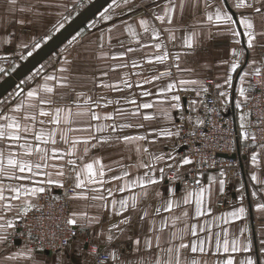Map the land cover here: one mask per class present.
Returning <instances> with one entry per match:
<instances>
[{
    "label": "crops",
    "instance_id": "1",
    "mask_svg": "<svg viewBox=\"0 0 264 264\" xmlns=\"http://www.w3.org/2000/svg\"><path fill=\"white\" fill-rule=\"evenodd\" d=\"M82 1L86 0H16L13 5L10 0H0V68H5V58L8 56L25 51L31 45L44 40L48 36V27L57 23L58 20L63 21L64 10L77 8ZM235 2L236 0H172L175 12L171 24L167 21L160 22L154 16V11L162 14L161 8L157 5L167 7L168 0H155V3L153 0H132L127 5L120 2V7L109 9L110 2L103 9H109V14L108 11L104 14L110 15L111 19H103L102 24L90 29V32H76L57 51L39 64L38 69L33 70L35 73L40 69V80L30 82L27 86L28 91L41 88L45 83L44 77L50 74L68 77L69 86L56 87L51 97L54 104L43 107L48 109L71 105L73 113L78 110L84 112L85 114L80 116L74 114L71 125L61 124L60 127L87 129L69 132L70 138L95 135L97 139L91 140L88 144L79 143L76 146L75 157L65 156L62 160L50 159L47 162L49 166L39 169L38 174L30 181L0 179L5 185L25 184L29 187L34 181H43L45 183L39 186L45 187L52 194H58L62 188L69 185L75 187L76 173L83 164L98 159L104 165L105 176L102 179L105 183L89 185L85 189L75 187L76 192L70 196V208L71 219L76 220L74 225L78 228V233L63 253L36 252L32 256L25 247H9L8 242L16 229L15 226L14 229L0 230V235L8 236L7 241L0 242V264H96V255L92 251L96 248L118 253L119 259L108 264H155L158 258L164 257L160 248L178 245L181 242L189 246L199 245L202 240L210 250L206 254H201L183 249L180 257L182 264L183 261H190L193 257L201 264L204 262L216 264L217 261H223L229 257L234 260V264H242V261L247 258L255 259L256 264H264V245L261 243L264 241V209L257 207L258 204L264 203V142L251 143L247 139L242 140V144L247 147L242 161L224 170L205 172L199 177L201 186L196 190H185L178 181L166 179L167 172L172 168L180 176H184L191 167V164L181 166L183 160L180 153L182 126L178 122V110L190 106L193 115L188 120L198 125L196 121L203 118L198 99L203 92L202 88H210L222 109L229 112L234 107L237 111L246 103L250 93L248 75L244 76L243 81L240 77L245 71L249 73L256 68L264 67V34H262L264 33V12L255 13L253 8L236 9L233 6ZM217 8L229 12L236 21L235 25H225L223 22L215 21ZM116 9L119 11L114 12ZM209 14L214 17L212 22L207 20ZM141 18L149 21V31L145 32L143 26L140 25ZM242 18L251 19L254 24L253 31L256 38L252 49L247 46L246 30L240 23ZM129 25L136 35L129 32ZM153 29L159 32L158 38L153 35ZM230 29L240 34L233 35ZM189 38L192 40L191 48L186 45ZM157 43L161 44V48L155 47ZM129 48L134 51H127ZM233 50L241 55L234 56ZM163 52H167L168 60L163 63L157 62L155 56ZM55 56L56 64H49ZM65 58L70 61L67 64L68 71L60 73L57 69L64 66ZM149 59L152 60L151 63ZM237 60L239 67L235 72H231V63ZM252 61L256 63L253 64ZM176 64H179V69H190L191 71H181L177 69ZM169 72L170 75H162ZM2 73L3 71L0 75ZM156 76L160 79H154ZM229 77L230 83H225ZM181 79L198 80L200 84L186 86L177 84L178 90L161 92L169 83ZM125 81L131 87H125ZM145 81L150 82L145 83ZM23 83L19 81L6 96L1 98L0 114H13L11 110L28 92L26 90L20 96H16L17 89ZM105 85H117L119 90ZM184 88L188 90L185 91ZM241 88L245 90V96L240 95ZM145 91L151 94L145 96L143 95ZM221 93L226 95H221ZM78 94L83 95L78 98ZM173 95H179L180 100L172 101L171 96ZM89 97L90 101H88ZM133 100L135 104L131 103ZM74 102L79 103L80 109L76 108ZM96 102L100 104V107H96ZM146 102L152 103L153 107L138 108ZM173 104H179L180 107L173 108ZM227 106L230 108L226 109ZM88 109L102 117L110 114L113 119L92 120ZM137 110L139 115H134L133 113ZM165 112L168 115H164ZM16 115L21 118L22 123L29 127H32L34 123L36 130L42 127L51 130L54 127L51 124L41 125L39 123V120H49L51 117L37 116V121L32 122L22 119L24 112L16 113ZM145 115L153 118L145 119ZM98 125L131 126L122 129L117 127L115 131L111 127H106L104 132H96L95 127ZM177 128L180 129L179 137L157 135L160 130L168 129L175 132ZM27 135L30 143H36L32 134ZM124 136H146L147 139L125 142ZM102 138H108V142H103ZM56 140L55 145L49 144L47 147L50 149L55 147L65 152L70 149L71 145L65 144L59 133ZM98 140L101 142L98 143ZM94 144L96 147H92ZM7 147V141L0 142V148L7 149ZM86 148L88 151L85 153ZM12 150L22 152L19 148ZM169 154L175 159H168ZM254 154L258 157L256 164L251 161ZM159 155H164L165 159L157 161L155 157ZM28 158L34 162L38 159L35 154ZM69 159H76L75 170H73V165L67 162ZM142 165H151V168ZM160 168H164V173L159 183L148 185L146 189L136 187L130 191L117 190L122 187L124 181L137 177L146 179L147 175L154 174L159 179ZM61 170L64 175L57 176L56 173ZM125 171L129 173L128 176H124ZM252 175H256L258 179L252 180ZM114 176H122L123 181L112 180L111 177ZM49 179L59 180L63 187L55 183H46ZM221 180L223 185L220 183ZM91 188H98L99 192L89 190ZM201 188L206 189L205 205L211 211L204 216L197 217L195 215L196 197L193 196L192 203L187 205L182 201L188 193L198 192ZM107 189H112V192L109 193ZM81 191L87 193V199L75 198V194ZM145 191L146 195L143 194ZM97 194H102L106 199L93 200L92 196ZM132 195L138 198L135 209L129 207L122 215L113 211L112 201L127 199ZM40 196L41 194L30 198L34 206L38 203ZM170 198L178 202L179 206L174 207L171 212H166L161 206ZM220 202H223V205H219ZM13 203L20 204L19 201ZM105 204L107 207L104 206ZM241 206L246 209L244 217L237 220L230 219L227 224L220 219L225 213ZM158 208H160L159 214L156 212ZM145 211L148 215L141 219ZM185 211L188 213L187 217L183 216ZM73 213L76 215L73 216ZM0 214H3L6 220H13L16 225L18 221L15 219L16 209L6 213L0 210ZM125 217L131 219L126 223H120ZM169 217H180L175 222V227H168L163 231L151 230L153 223L159 228L162 219ZM117 224L119 229L112 227ZM179 229H186L183 241L179 239L173 241L171 234ZM193 229L195 234H193ZM225 231L230 247L233 239H239L240 251L236 253H224L222 250L219 253L215 252L214 244L217 234L222 242L225 238ZM109 235L113 237L110 242L107 239ZM157 237H159V248ZM208 237L212 238L210 242ZM146 239L152 240L151 248L145 246ZM136 240L140 241L139 245L135 243ZM249 242L251 249L245 251L244 248ZM13 255L17 258L9 259Z\"/></svg>",
    "mask_w": 264,
    "mask_h": 264
},
{
    "label": "snow or ice",
    "instance_id": "2",
    "mask_svg": "<svg viewBox=\"0 0 264 264\" xmlns=\"http://www.w3.org/2000/svg\"><path fill=\"white\" fill-rule=\"evenodd\" d=\"M132 0H123L124 5H127L131 3ZM155 3V0H153ZM11 4H15L16 0H10ZM120 0H111V3L109 4V9L112 8H118L120 7ZM236 9H242V8H253L255 13H261L264 12V0H236L235 4L233 5ZM157 7L161 8L162 14L155 13L154 11V16L155 19L160 21V22H165L171 24L172 19H173V13L175 12V6L172 3V0H168V6L164 7L161 5H157ZM109 9H106L105 12H107ZM104 19H111L112 17L110 15H105L104 13L101 14ZM214 19L212 14H209L207 16V20L209 22H212ZM215 21L217 22H223L225 25H235L236 21L233 20L232 15L227 12L226 10H221L220 8H217L215 11ZM23 23V21H21ZM139 23L141 26H143L144 31L147 32L149 31V21L147 19L141 18L139 20ZM240 23L244 26L245 34L248 37L247 40V46L249 49H252L254 47L253 41L256 38V34L253 31L254 29V24L251 19L248 18H242L240 20ZM64 25L61 22L58 25V28H62ZM129 32L132 33V35H136L135 31L132 29V27L129 25L128 28ZM233 31V35L238 36L240 33L234 29H230ZM153 35L155 37H159V32L156 31L155 29L152 30ZM264 34V33H262ZM174 38V37H173ZM187 47L191 48L192 47V40L189 38V40L186 42ZM26 47L27 45H23ZM35 47H40L39 43L35 45ZM157 49L161 48V44L157 43L155 45ZM127 51L131 52L134 51V49L129 48ZM31 54V53H29ZM233 55L234 56H239L241 53H237L235 50H233ZM168 54L167 52H163L162 54L156 55L155 60L157 62L163 63L168 60ZM176 59L178 60L179 57L177 56ZM152 60L149 59V63H151ZM70 61L65 58L64 66L60 67L57 69L58 72L60 73H65L68 71L67 64H69ZM251 63L255 64L256 61H252ZM123 66V65H122ZM133 66L135 67V62L133 63ZM177 69H179V64L175 65ZM239 67V62L233 61L230 66V71L235 72L236 69ZM181 71H191L190 69H179ZM4 71L3 68H0V72ZM255 75L259 76L261 74V69L256 68L254 70ZM106 75V73H105ZM162 75H170L169 73H165ZM249 75L247 71L244 72L243 76L240 77L241 81H243L244 76ZM154 79H160L159 76L154 77ZM45 83L41 88L38 89H33L29 90L26 95L24 96L23 99H21L11 110L13 114H0V142L7 141L8 142V147L7 149L0 148V178H7L9 180H17V181H26V180H32L34 176L38 174V170L41 168H47L48 161L51 160H62L64 159L65 156H70V157H75L76 154V146L83 142L85 144L90 143L91 140L97 139L95 135H90L85 138H70L68 133L72 131H83L87 129H73L71 127L67 128H61L60 125H71L73 123L72 117L75 114L76 116H80L85 114L82 111H76L73 113V108L71 105L68 106H56V107H50L46 109L43 107L44 105L51 106L54 104V101L52 100V95L55 93L56 87H66L69 86L70 81L68 77L66 76H56V75H48L44 77ZM150 81H145V83H148ZM125 87H131L130 84H128L126 81ZM225 83H230V77L228 80L225 81ZM177 84L180 86H186V85H199L200 82L198 80L194 79H181L177 82H172L169 83L165 89H162L161 92H171L173 90H178L177 89ZM106 87H113L118 89L117 85H105ZM217 87H220V85H217ZM185 91H187V88H184ZM194 90V89H193ZM23 90H20L16 93V96H20L21 92ZM202 91H207L206 88H202ZM151 93L145 91L143 95L148 96ZM199 95V93H197ZM83 94H78L81 96ZM221 95H226L225 93H221ZM240 95L245 96V90L241 88L240 90ZM90 97L88 98V101H90ZM172 101H179L180 96L179 95H173L171 96ZM76 103V102H74ZM131 103L135 104V100L131 101ZM195 103V102H192ZM238 107L240 106L239 104L237 105ZM96 107H100V104L96 102ZM153 107L152 103H143L142 105H139L138 108H143V109H150ZM173 108L180 107L179 104H173ZM76 108L80 109L79 103H76ZM90 113L91 119L92 120H111L113 117L110 114H106L103 117L94 112L91 111L90 109L87 110ZM120 111V110H117ZM24 112L25 115L22 117L23 120L27 121H32L36 122L37 121V116L40 117H51L49 120H39V123L41 125L45 124H51L54 127L51 130L45 129V128H40L39 130L35 129V124L33 123L32 127H29L28 125L22 123L21 118L16 115V113H21ZM134 115H139V111L137 110L136 113H133ZM164 115H168L167 112L164 113ZM145 119H152L153 117L150 115H145ZM191 119V118H189ZM244 117L241 116V120H243ZM204 121L202 120H197L196 124L202 125ZM131 125H107V126H96L95 131L96 132H104L106 130V127H111L113 131L116 130L117 127L119 128H124V127H130ZM140 127H143V125H140ZM243 127V125H242ZM59 133L60 138L63 140L65 144H70L71 147L70 149L65 152L61 149H57L55 147H52L51 149L47 147V145H55L57 143L56 136ZM27 134H32L33 139L36 143H30L28 139ZM158 136H166V137H179L180 136V129L177 128L175 132L168 130V129H163L160 130L157 133ZM192 135H195V132L192 133ZM248 134L244 133V139H248ZM117 139H120L117 137ZM147 139L146 136H138V137H132V136H124L123 140L125 142H130L134 140H144ZM252 139L254 140L255 137L253 136ZM103 142H108V138H102ZM101 140H98V143H100ZM43 145V146H42ZM92 147H96V145H92ZM14 148H19L22 150V152H15L12 149ZM88 151V149H85V153ZM146 151V149H145ZM33 154H35L38 159L37 161H32L28 157H31ZM155 159L157 161L164 160L165 156L164 155H159L156 156ZM168 159H175V157H172L170 154L168 156ZM258 160V157L256 154L252 155L251 161L253 164H256ZM69 164L73 165V170L76 168V159H69L67 161ZM192 160L189 157H184L183 160L181 161V166L182 165H188L191 164ZM143 167L146 168H151V165H142ZM169 167H172V165H168ZM55 167V166H54ZM111 170V169H109ZM159 172L161 173L159 179H157L154 174L152 175H147V178L145 179L144 177H137L135 179H132L130 181H124L122 187H119L117 190L118 191H130L133 188L140 187L141 189H146L148 185H153L157 184L160 182V180L163 179V173H164V168H160ZM25 173L29 175H24ZM57 176H63L64 172L58 171L56 173ZM129 173L125 171L124 176H128ZM105 176L104 172V165L100 160H93L91 162L83 164L82 167H80L79 172L76 173V180L77 183L75 187L77 189H85L89 185H103L105 181L102 179V177ZM83 177V178H82ZM112 180H122V176H114L111 177ZM252 180H257L256 175H252L251 177ZM45 182L43 181H34L33 185L29 187L28 185L25 184H19V185H12V184H7L5 185L3 183V180L0 179V210L2 212H10L13 211V209H16V217L15 219H22L23 216H26L29 211L32 210L33 207H35L31 203V199L33 197L38 196L39 194L45 192V187L39 186ZM48 184H57L60 187H63V184L59 180H52L49 179L46 181ZM221 185H223V181H220ZM93 192H99L98 188H91L89 189ZM109 193L112 192V189H107ZM206 189L201 188L198 192H190L188 193L184 198L182 203L187 205L192 203V198L193 196L196 197L195 199V215L197 217L204 216L207 213H210L211 209L206 207L205 205V199H204V194H205ZM7 193V194H6ZM146 195V191L143 193ZM255 195V193H253ZM159 195V194H158ZM75 198H80V199H87V193L85 191H81L75 194ZM93 200H105L106 198L102 194H97L92 196ZM137 196L132 195L130 198L127 199H120L119 201H112V209L114 212L117 214L122 215L123 212L127 211L129 207L135 209L136 203H137ZM243 199V197H241ZM19 201L20 204L16 205L13 202ZM131 201V204H130ZM107 207V204L104 205ZM179 203L172 200L171 198L165 201V203L161 206L164 211L166 212H171L174 207H178ZM258 209H264V203L258 204ZM157 214L160 212V208L156 209ZM246 213V209L244 207H239L238 209H235L233 211H230L228 213H225L224 216L220 219L223 220L225 224L229 222V220H237L242 217H244ZM76 214L73 213V216ZM86 215V214H85ZM148 213L145 211L143 213V216L141 219L146 217ZM184 217L188 216L187 211L183 213ZM130 217H125L120 221V223H126L130 220ZM180 217H169L166 219H162L161 225L159 228L156 227V225L153 223L151 225V230L152 231H163L164 229L168 227H175V222L178 221ZM0 221H3V223H0V230H7V229H14L15 224L13 220H6L5 216L3 214H0ZM214 223L216 222L215 220L213 221ZM69 224H75L76 220L75 219H70L68 221ZM113 228L119 229V225H113ZM186 229H179L177 231L172 232V240L179 239L183 241L184 238V233ZM193 234H195V230L193 229ZM8 236L7 235H0V242L7 241ZM109 242L113 239L111 235L107 237ZM211 237H208V241H211ZM135 243L137 245L140 244L139 240H136ZM262 245H264V241H261ZM145 246L147 248L152 247V240L151 239H146L145 241ZM157 247L159 248V237H157ZM183 249H189L191 253H201V254H206L207 251H209V247L206 246L205 241H200L199 245L197 244H192L189 246V244H185L183 242L179 243L178 245H173L169 246L167 248H160V251L164 253V257L158 258L155 261V264H182L181 261V253ZM214 249L216 253L221 252V250L224 253H236L240 251V241L239 239H233L231 241V247L229 243V239L227 238V232L225 231V238L221 242L219 239V234H217V239L214 244ZM251 249V244L250 242L245 246L244 250L249 251ZM113 259L116 258L115 253L110 254ZM16 255H13L9 257V259H16ZM30 258V256H29ZM183 264H201V262L193 257L190 261H183ZM206 264V262H204ZM216 264H234V260L229 257L226 260L223 261H217ZM242 264H256V260L252 258H247L244 261H242Z\"/></svg>",
    "mask_w": 264,
    "mask_h": 264
},
{
    "label": "built area",
    "instance_id": "3",
    "mask_svg": "<svg viewBox=\"0 0 264 264\" xmlns=\"http://www.w3.org/2000/svg\"><path fill=\"white\" fill-rule=\"evenodd\" d=\"M260 69L259 76L254 71L251 73L248 100L234 115L221 108L210 88H206L207 91H203L198 99L204 121L202 125L189 122V117L193 115L190 106L178 110L177 118L182 126L180 153L183 158H191L192 163L184 176H180L174 168L170 169L166 174L168 181H178L185 190H196L201 186L199 177L205 172L238 165L247 149L242 144L244 133L248 134V142H264V67ZM193 132L195 135H192ZM223 154L228 157H222ZM75 192L76 188L70 185L58 194L48 190L43 192L35 207L18 220L8 245L22 246L32 252L63 253L78 233V228L68 223L71 219L70 196ZM92 251L96 255V264H108L119 259L117 252L97 248ZM111 253H115V259Z\"/></svg>",
    "mask_w": 264,
    "mask_h": 264
},
{
    "label": "water",
    "instance_id": "4",
    "mask_svg": "<svg viewBox=\"0 0 264 264\" xmlns=\"http://www.w3.org/2000/svg\"><path fill=\"white\" fill-rule=\"evenodd\" d=\"M111 0H94L91 2L78 16L73 18L61 30H59L46 44L37 50L30 58L21 64L12 74L8 75L0 82V99L11 91L19 81L31 73L41 62L49 55L57 51L66 41H68L78 30L84 26L89 20L96 16ZM235 110L228 114L234 115ZM222 157H228L223 154ZM235 158L234 155L231 156ZM242 161V159H239ZM50 253V252H46Z\"/></svg>",
    "mask_w": 264,
    "mask_h": 264
},
{
    "label": "rangeland",
    "instance_id": "5",
    "mask_svg": "<svg viewBox=\"0 0 264 264\" xmlns=\"http://www.w3.org/2000/svg\"><path fill=\"white\" fill-rule=\"evenodd\" d=\"M94 0H86V1H82L80 3L79 6H77V8H72V9H67V10H64V18L62 17V20L61 21L63 23V25L65 26L66 24H68L73 18H75L76 16H78L91 2H93ZM120 2H123V0H120ZM119 9H116L114 12H118ZM105 10L102 9L92 20H90L87 24H85L84 26H82L78 32H88L90 29H94L96 27H98L97 25L99 24H102L103 22V17H102V13H104ZM108 14H109V10H108ZM59 22V20L57 21V23L51 25L48 27V36L38 42L40 47H35V45H31V47L33 48H27L25 51H20L12 56H8L7 58H5V68H4V71L3 73L0 75V82L5 79L8 75L12 74L19 66H21V64L23 62H25L28 58H30L37 50H39L44 44H46L59 30H61L62 28H58V25L61 23ZM90 30V31H91ZM89 31V32H90ZM31 53V54H29ZM58 58V57H57ZM42 63V62H41ZM40 63V64H41ZM56 64V56L53 57L52 61L49 62V64ZM38 67H36V69H38ZM34 71H32L31 73H29L27 75V77L23 78L21 80V82L23 81L24 83L21 84V86L17 89V92L20 91V90H23L22 92H26V90L28 91L27 89V86L29 85L30 82H33V81H36V80H40V69L37 70V72L33 73ZM252 71L249 72V75L247 77L250 78V75H251ZM249 82H250V79H249ZM21 92V93H22ZM6 96V95H5ZM1 100V99H0ZM230 106L226 107V109H229ZM47 191V190H45ZM42 194V193H41ZM19 220V219H17ZM18 222V221H17ZM17 222H16V225H17ZM15 225V226H16ZM14 234V232L12 233V235ZM11 237V236H10ZM10 240V239H9ZM9 246V245H8ZM10 247V246H9ZM28 252L31 253L32 256H34L36 254V252H32L28 249Z\"/></svg>",
    "mask_w": 264,
    "mask_h": 264
}]
</instances>
